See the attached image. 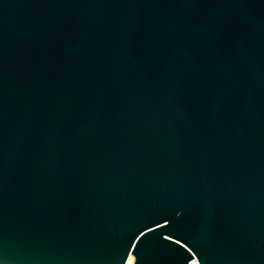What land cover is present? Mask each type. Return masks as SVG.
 <instances>
[{
  "label": "water",
  "instance_id": "obj_1",
  "mask_svg": "<svg viewBox=\"0 0 264 264\" xmlns=\"http://www.w3.org/2000/svg\"><path fill=\"white\" fill-rule=\"evenodd\" d=\"M264 264V0H0V264Z\"/></svg>",
  "mask_w": 264,
  "mask_h": 264
},
{
  "label": "built area",
  "instance_id": "obj_2",
  "mask_svg": "<svg viewBox=\"0 0 264 264\" xmlns=\"http://www.w3.org/2000/svg\"><path fill=\"white\" fill-rule=\"evenodd\" d=\"M189 264H200V263H199V261L197 260V258L194 257L193 260H191V261L189 262Z\"/></svg>",
  "mask_w": 264,
  "mask_h": 264
},
{
  "label": "bare ground",
  "instance_id": "obj_3",
  "mask_svg": "<svg viewBox=\"0 0 264 264\" xmlns=\"http://www.w3.org/2000/svg\"><path fill=\"white\" fill-rule=\"evenodd\" d=\"M132 262H133V259L130 258L127 264H132Z\"/></svg>",
  "mask_w": 264,
  "mask_h": 264
}]
</instances>
